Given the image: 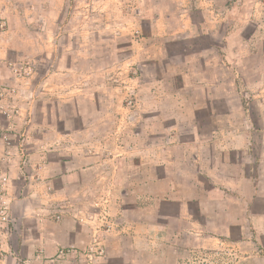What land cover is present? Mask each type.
Listing matches in <instances>:
<instances>
[{"label":"rangeland","instance_id":"374dc122","mask_svg":"<svg viewBox=\"0 0 264 264\" xmlns=\"http://www.w3.org/2000/svg\"><path fill=\"white\" fill-rule=\"evenodd\" d=\"M253 1L240 4L251 6ZM16 2L22 9L13 13V22L21 27L15 36L34 44L23 51L21 46L0 45V51L11 50L4 61L6 74L0 77L2 117L13 112L14 103H34L31 115L37 123L43 118V128L51 125L81 148L96 150L101 157L106 152L117 163L141 160L148 166L157 159L163 163L159 170L164 177L162 166L169 161L173 179L182 181L186 178L179 172L185 169L180 155L185 148H200L197 134L205 139L217 127L244 133L250 113L259 112L253 102L263 101L264 93L239 94L234 82L251 83L260 77L243 76L240 62L239 74L232 77L230 67L212 59L218 52L215 28L225 18L215 11H191L199 0ZM1 4L0 34L8 31ZM30 24H36L35 29ZM226 27L225 36L231 32ZM235 47L246 52V46ZM232 51L225 47L223 52ZM26 68L31 69L29 75ZM17 70H22L21 76ZM20 89L29 93L21 94ZM138 150L143 156H136ZM263 184L253 190L245 183L235 192L244 197L239 199L249 193L256 215L264 213ZM149 196L145 193L141 200L145 209ZM239 199L240 205H224L232 216L223 208L217 219L206 220L205 237L191 236L192 253L180 264H264V216H243L240 209L246 205ZM159 216L162 224L164 212ZM161 232L162 238L169 237Z\"/></svg>","mask_w":264,"mask_h":264},{"label":"crops","instance_id":"0c3cea01","mask_svg":"<svg viewBox=\"0 0 264 264\" xmlns=\"http://www.w3.org/2000/svg\"><path fill=\"white\" fill-rule=\"evenodd\" d=\"M16 1L2 0L8 31L0 34V45L21 46L23 51L34 43L15 36L21 27L13 22V13L22 9ZM199 1L191 11H215L225 18L215 28L218 52L212 59L230 67L232 77L238 73L236 62L243 76L260 77L251 83L235 81L237 93H264V0H252L251 6L241 0ZM30 25L35 29L36 24ZM225 25L231 28L226 36ZM238 45L246 46V52ZM225 47L232 48V55L223 52ZM10 52L0 51V77L6 74L4 61ZM257 103L253 107L259 112L250 113L246 132L236 135L217 127L205 139L197 134L200 148H185L180 155L185 169L179 172L186 178L182 181L173 179L169 161L162 166L165 177L159 170L163 163L154 158L148 166L141 160L133 165L114 162L106 152L101 157L96 150L81 148L51 125L43 128V118L37 123L31 115L34 103H14L8 117L0 115V160L9 175L11 202V254L0 264H180L188 259L190 238L194 233L205 237L206 220L217 219L223 208L232 216L224 205L244 198L235 192L245 183L255 190L264 182V100ZM143 154L138 150L136 156ZM145 193L151 198L146 209L141 202ZM245 196L239 199L246 205L240 209L243 216H264L255 214V202L249 193ZM59 212L63 216L56 221ZM160 212L165 214L162 224ZM161 231L169 237L162 238Z\"/></svg>","mask_w":264,"mask_h":264},{"label":"built area","instance_id":"2783aa9c","mask_svg":"<svg viewBox=\"0 0 264 264\" xmlns=\"http://www.w3.org/2000/svg\"><path fill=\"white\" fill-rule=\"evenodd\" d=\"M0 30H4V23L0 22ZM18 75H22V70ZM31 72L30 68H26L24 73L29 75ZM1 105V104H0ZM9 183V175L3 166L2 160H0V260L5 256L11 254L9 247V233H8V224L11 211V202L7 197V186ZM55 220L60 221L62 219L63 213H55Z\"/></svg>","mask_w":264,"mask_h":264}]
</instances>
